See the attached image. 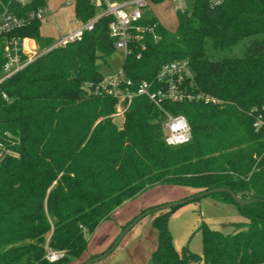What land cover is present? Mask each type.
<instances>
[{
  "label": "trees",
  "instance_id": "1",
  "mask_svg": "<svg viewBox=\"0 0 264 264\" xmlns=\"http://www.w3.org/2000/svg\"><path fill=\"white\" fill-rule=\"evenodd\" d=\"M73 2L82 23L103 8ZM43 3L9 6L19 15ZM110 21L103 15L79 40L48 50L53 39L40 34L41 21L0 35V73L11 37L33 38L43 51L0 81V142L13 151L0 159V264H82L94 229L120 204L161 184L190 186L191 196L224 187L256 200L239 206L227 192L209 193L234 204L246 221L233 234L201 224V253L174 246L168 222L178 205L150 212L156 247L149 264H264V0H189L174 30L143 13L141 23L155 25L154 32L131 42L124 75L134 85L150 81L164 63L185 58L198 89L219 100L163 103L191 128V140L176 146L164 142L163 113L146 97L133 98L118 127L115 98L84 87L102 79L97 59L115 48ZM259 33L241 57L205 55L206 41L218 50ZM46 247L62 257L49 262Z\"/></svg>",
  "mask_w": 264,
  "mask_h": 264
},
{
  "label": "built area",
  "instance_id": "2",
  "mask_svg": "<svg viewBox=\"0 0 264 264\" xmlns=\"http://www.w3.org/2000/svg\"><path fill=\"white\" fill-rule=\"evenodd\" d=\"M12 0H0V35H5L30 25L34 21L50 20L54 18V11L44 0L42 5L29 9L24 14H16L10 9ZM25 5L35 0H13ZM93 4H102L103 8L82 25L67 33H59V37L52 41L46 49H51L68 42L79 40L85 30H91L94 22L103 15H110L108 33L113 38L115 48L124 50L125 56L131 52L130 44L138 38L140 32H154L155 25L141 23L144 9L148 0H90ZM173 7L180 12L188 10L189 0H171ZM221 0H211L212 4H219ZM154 38L157 36L153 34ZM43 51L39 50L36 41L30 37H11L4 46V62L0 73V81L10 77L23 69L28 63L38 57ZM139 56V55H137ZM84 87L97 95L115 98L117 112L123 114L134 97L144 96L150 100L162 113L163 140L167 145L176 146L191 140V128L186 117L180 113H170L163 103L168 102H198L216 103L219 100L198 89L194 81V73L187 59H175L164 63L150 81L141 80L134 85L120 69L115 75L102 77L95 84L85 82ZM262 124L257 118L253 126ZM13 151L0 142V159ZM63 253L46 247L45 257L49 262H55Z\"/></svg>",
  "mask_w": 264,
  "mask_h": 264
},
{
  "label": "rangeland",
  "instance_id": "3",
  "mask_svg": "<svg viewBox=\"0 0 264 264\" xmlns=\"http://www.w3.org/2000/svg\"><path fill=\"white\" fill-rule=\"evenodd\" d=\"M97 1L100 3V0ZM47 3L54 11V18L42 21L40 26L42 36L51 37L55 41L59 33H67L82 25V22L75 16L73 0H47ZM144 12L155 16L157 21L169 30H174L177 26V10L173 7L171 0H162L157 3H151L148 0ZM262 37L261 33L244 36L231 46L218 50L213 48L210 41H206L204 52L206 57L214 60L224 56L241 57L251 40ZM124 57L123 49L113 48L108 55L97 59L98 70L103 77L113 76L121 69ZM112 119L120 127L123 114L113 113ZM193 192L194 189L190 186L172 184L155 185L145 189L135 198L120 204L109 219L96 227L90 246L94 247L116 231L117 233H113L115 237L111 240L113 243L126 224L141 214L143 210L190 197ZM221 202L215 195L208 194L175 207L169 215L168 222L174 245L180 248L181 245L187 244L191 251L201 253V224L223 234H233L241 227L246 221L245 216L234 204L232 205L236 212L223 207ZM155 247L156 231L151 224V213H148L126 231L111 251L112 254L102 261L116 260L120 263L149 264L151 252Z\"/></svg>",
  "mask_w": 264,
  "mask_h": 264
},
{
  "label": "water",
  "instance_id": "4",
  "mask_svg": "<svg viewBox=\"0 0 264 264\" xmlns=\"http://www.w3.org/2000/svg\"><path fill=\"white\" fill-rule=\"evenodd\" d=\"M214 192H227L231 196V198L236 203L239 204V206H243V205L249 204V203H251V202H253V201L256 200L255 198H252V199H242V198L238 197L233 191H231V190H229L227 188H224V187H218V188H212V189H209V190L200 192L198 194H195L193 196H190V197H187V198L178 200V201L164 203V204L159 205V206H157L155 208L146 210L144 213H141L138 216H136L131 222H129L124 227V229L118 235V237L116 238V240L112 243V245L107 250H105L104 252L100 253L99 255H96V256H94V257H92L90 259H87L82 264H91V263H93L95 261H98V260L104 258L106 255H108L116 247V245L118 244V242L120 241V239L122 238V236L126 233V231L128 229H130L134 225V223H136L145 214H148V213L153 212L155 210L168 209V208H170L172 206H177V205L183 204V203H185V202H187L189 200H192L193 198L202 197V196H204L206 194L214 193Z\"/></svg>",
  "mask_w": 264,
  "mask_h": 264
},
{
  "label": "crops",
  "instance_id": "5",
  "mask_svg": "<svg viewBox=\"0 0 264 264\" xmlns=\"http://www.w3.org/2000/svg\"><path fill=\"white\" fill-rule=\"evenodd\" d=\"M51 7V6H50ZM220 204L224 205L223 207H226L228 209H230L231 211L233 212H236V209L234 207V205L230 204V203H227V202H221ZM107 220V219H106ZM105 221V220H104ZM103 222V221H102ZM101 222V223H102ZM96 229V228H95ZM94 229V231H95ZM94 231L88 236V244H87V249H86V252L84 253V256L82 259H88L89 256L91 255H99L100 253L104 252L111 244H112V237L114 238L115 235L113 236V233H117L116 231L112 233V235H110L108 238H106L105 240H103L102 242H99L97 243V245H95L94 247H91L90 244L92 242V239H93V236H94ZM175 248L180 251V248L177 247L176 245H174ZM110 254H112V252H110L108 255H106L104 258L98 260V261H95L91 264H131L130 262L129 263H125V262H118L116 260H110V261H102L104 260L105 258H107ZM65 264H73V263H65Z\"/></svg>",
  "mask_w": 264,
  "mask_h": 264
}]
</instances>
